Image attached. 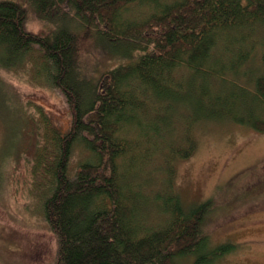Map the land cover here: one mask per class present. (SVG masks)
<instances>
[{"label":"trees","instance_id":"obj_1","mask_svg":"<svg viewBox=\"0 0 264 264\" xmlns=\"http://www.w3.org/2000/svg\"><path fill=\"white\" fill-rule=\"evenodd\" d=\"M133 3L143 16L122 18ZM29 12L48 30L28 31ZM257 29L264 0H0V68L58 90L67 106L57 128L14 104L5 131V151L31 157L59 264H215L236 248L210 243L212 201L185 205L173 162L193 155L202 121L264 134V52L247 65ZM10 100L0 79V112ZM154 158L164 176L150 193L141 168ZM149 200L164 222L144 230Z\"/></svg>","mask_w":264,"mask_h":264},{"label":"rangeland","instance_id":"obj_2","mask_svg":"<svg viewBox=\"0 0 264 264\" xmlns=\"http://www.w3.org/2000/svg\"><path fill=\"white\" fill-rule=\"evenodd\" d=\"M145 9L133 3L122 18L138 20ZM48 26L28 13L25 23L28 31H47ZM81 44L88 49L87 40L81 39ZM246 44L253 56L247 65L256 69L264 52L263 31L257 29L252 37L246 38ZM26 76L24 72L0 68V79L12 98L10 109L0 112V264H59L57 237L45 220L40 194L32 183L31 157L26 158L22 152L7 153L5 131L8 122L15 121L11 111L14 104L29 115L40 109L57 128L68 119V111L58 90L35 86ZM179 128L182 130L181 125ZM191 134L196 140L193 155L173 162L175 190L187 206L211 199L212 210L205 221L204 233L212 245H236L215 264H264V134L228 121L199 122L191 128ZM10 135L8 143H13ZM79 155L77 150L72 167ZM160 162L154 158L141 168L142 174L149 178L145 192L156 193L161 188L164 173L159 170ZM137 181L140 179H134L133 183ZM155 205L149 200L147 205L140 206L138 221L144 230H153L164 222V215Z\"/></svg>","mask_w":264,"mask_h":264}]
</instances>
